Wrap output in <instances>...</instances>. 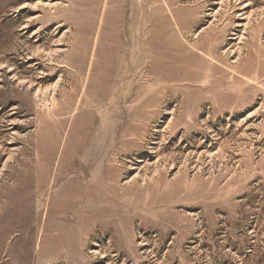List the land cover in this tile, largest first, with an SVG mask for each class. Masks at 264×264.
<instances>
[{"label": "rangeland", "instance_id": "374dc122", "mask_svg": "<svg viewBox=\"0 0 264 264\" xmlns=\"http://www.w3.org/2000/svg\"><path fill=\"white\" fill-rule=\"evenodd\" d=\"M0 264H264V0H0Z\"/></svg>", "mask_w": 264, "mask_h": 264}]
</instances>
